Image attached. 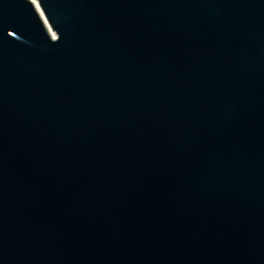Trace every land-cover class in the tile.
Wrapping results in <instances>:
<instances>
[{"label": "water", "instance_id": "water-1", "mask_svg": "<svg viewBox=\"0 0 264 264\" xmlns=\"http://www.w3.org/2000/svg\"><path fill=\"white\" fill-rule=\"evenodd\" d=\"M0 264H264V0H0Z\"/></svg>", "mask_w": 264, "mask_h": 264}]
</instances>
